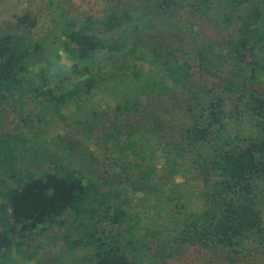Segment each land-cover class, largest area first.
<instances>
[{"label": "trees", "instance_id": "16d2710c", "mask_svg": "<svg viewBox=\"0 0 264 264\" xmlns=\"http://www.w3.org/2000/svg\"><path fill=\"white\" fill-rule=\"evenodd\" d=\"M58 7L59 34L34 39L29 14L17 35L0 34V105L31 101L39 118L55 121L96 92L105 108L78 106L83 115L75 112L60 157L0 128V264L31 261L40 249L46 264H60L66 254L54 260L51 242L38 238L70 215L72 226L100 213L124 223L133 206L126 188L143 202L179 200L168 237H204L237 252L263 222L264 0H105L101 14L84 13L75 28ZM157 159L172 176L166 185L153 179ZM74 239L56 241L68 253ZM101 240L89 242L85 264H139Z\"/></svg>", "mask_w": 264, "mask_h": 264}, {"label": "rangeland", "instance_id": "374dc122", "mask_svg": "<svg viewBox=\"0 0 264 264\" xmlns=\"http://www.w3.org/2000/svg\"><path fill=\"white\" fill-rule=\"evenodd\" d=\"M104 4L105 0H56L54 2L51 0H0V34L17 35L18 32L14 30L16 23L19 18L26 14H29L37 23L32 32L34 39L48 37L53 32L59 34L55 30L56 23H58L57 19L59 22L61 20L59 5L67 12L68 23L75 28L82 23L81 16L84 13L101 14ZM61 53V63L68 64V56L63 52ZM90 102H95L96 105L91 106ZM79 105L86 107L88 112L93 109L105 108L102 96L93 92L91 95L65 106L58 115V120L52 121L50 116L38 117L34 102L17 99L6 103V105H0V111L5 110L0 128L4 132L22 134L28 145L40 153L45 154L47 152L48 156L60 157L67 152L63 144L67 137L72 136L69 133V124H73L72 120L76 117L75 112L80 116L83 115L82 112H78ZM80 128L82 129V126ZM77 134L80 136V140L85 135L82 130ZM89 139H86L87 146L100 151L95 146L96 141ZM44 141L47 142L44 143ZM125 158L130 165L134 166L137 162L129 154ZM154 161L155 164L154 162L153 165L150 164L153 168V179L164 185L168 184L169 181H172V176L165 169L163 170V160ZM40 163L44 164L43 162ZM35 166L39 167L38 165ZM143 168L148 169L149 166L144 165ZM198 186L200 185H191V188L194 190ZM193 190L190 192L193 193ZM126 191L128 194L125 197L130 200L133 206L129 208L130 217L124 223L112 224L103 219L102 213H100L95 220H92L87 214L83 217L74 218L75 223L72 226L73 215L65 216L66 222L63 221L62 227L60 224L46 236L38 238L43 244L47 241L51 242L49 247H46V252L51 253L48 254L54 257V260H58L59 257L66 254L60 260V264H85V259L89 255H93L92 245L89 242L101 238V243L120 247L122 253L129 260L139 264H264V197L261 195L260 207L263 217L261 231L253 233L247 242L238 248L237 252H234L211 241L208 242L204 237H186V241L177 240L175 238L177 233L168 237V233L166 235L163 230L173 218L170 215L176 211L175 206L177 204L181 206L179 200H175L174 205H162L147 199L143 194V197L147 199L143 202L140 198L142 196L138 195L137 192H132L129 188H126ZM191 199L192 206H194L195 197L192 196ZM162 213L168 215L164 220L160 218ZM66 230L68 231L65 232ZM61 237H79V239L72 240L74 245L66 253L63 251L64 244L56 241L57 238L61 239ZM163 245L164 247H162ZM42 252L44 251L38 250L36 258L21 264H46L44 256H40ZM18 253L19 251L14 249V257L21 261V255Z\"/></svg>", "mask_w": 264, "mask_h": 264}]
</instances>
